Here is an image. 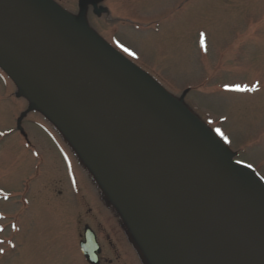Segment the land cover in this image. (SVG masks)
I'll use <instances>...</instances> for the list:
<instances>
[{
    "label": "water",
    "instance_id": "water-1",
    "mask_svg": "<svg viewBox=\"0 0 264 264\" xmlns=\"http://www.w3.org/2000/svg\"><path fill=\"white\" fill-rule=\"evenodd\" d=\"M85 1L74 17L50 0H0V65L77 147L152 264H264V186L92 34ZM80 247L98 264L88 226Z\"/></svg>",
    "mask_w": 264,
    "mask_h": 264
},
{
    "label": "rangeland",
    "instance_id": "rangeland-1",
    "mask_svg": "<svg viewBox=\"0 0 264 264\" xmlns=\"http://www.w3.org/2000/svg\"><path fill=\"white\" fill-rule=\"evenodd\" d=\"M54 1L78 16L79 0ZM99 4L86 5L89 27L203 122L233 161L264 182V0ZM238 86L256 90H231ZM20 90L0 66V264H84L81 219L111 233L116 250L105 241L102 245L111 258L119 255L114 264H151L77 147Z\"/></svg>",
    "mask_w": 264,
    "mask_h": 264
},
{
    "label": "flooded vegetation",
    "instance_id": "flooded-vegetation-1",
    "mask_svg": "<svg viewBox=\"0 0 264 264\" xmlns=\"http://www.w3.org/2000/svg\"><path fill=\"white\" fill-rule=\"evenodd\" d=\"M81 220H83V219H81ZM81 220H79V222H78L79 227L80 228H81V226L83 227L79 231V242L83 240V229H84V226L88 223L86 221L84 222ZM80 224H82V225L80 226ZM121 225L125 226L124 223H122ZM90 227L94 231V233L96 235L97 242H98L100 249H101L100 252L98 253V264H114V261L118 260L119 255L118 256L114 255L115 256L114 259L111 258L109 255H107V252H104L103 245H102V241H105V242H107V244L112 246L113 251L116 250L114 247L115 243L112 241V237L110 236L111 233H109L107 231L105 232L104 227H99V226L94 227L93 225H90ZM81 256H82V259L84 261V264H89L82 254H81Z\"/></svg>",
    "mask_w": 264,
    "mask_h": 264
},
{
    "label": "snow or ice",
    "instance_id": "snow-or-ice-1",
    "mask_svg": "<svg viewBox=\"0 0 264 264\" xmlns=\"http://www.w3.org/2000/svg\"><path fill=\"white\" fill-rule=\"evenodd\" d=\"M231 90H234V91H255L256 89H255V87H253V88H241V87L238 86V87H236L234 89H231ZM216 131H217L218 134H220V130L219 129H216ZM2 134L3 133H0V135H2ZM0 251H2V250H0Z\"/></svg>",
    "mask_w": 264,
    "mask_h": 264
}]
</instances>
